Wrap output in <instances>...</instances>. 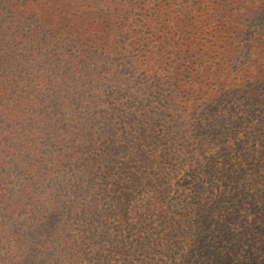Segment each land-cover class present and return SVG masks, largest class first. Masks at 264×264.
Segmentation results:
<instances>
[{
    "label": "trees",
    "instance_id": "trees-1",
    "mask_svg": "<svg viewBox=\"0 0 264 264\" xmlns=\"http://www.w3.org/2000/svg\"><path fill=\"white\" fill-rule=\"evenodd\" d=\"M0 264H264V0H0Z\"/></svg>",
    "mask_w": 264,
    "mask_h": 264
}]
</instances>
